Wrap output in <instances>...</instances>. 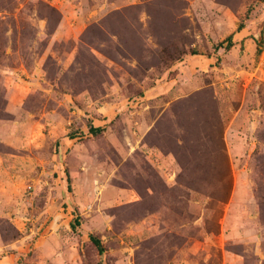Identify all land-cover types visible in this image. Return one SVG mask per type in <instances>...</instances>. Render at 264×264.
<instances>
[{
    "label": "rangeland",
    "instance_id": "rangeland-1",
    "mask_svg": "<svg viewBox=\"0 0 264 264\" xmlns=\"http://www.w3.org/2000/svg\"><path fill=\"white\" fill-rule=\"evenodd\" d=\"M263 21L264 0H0V264H264Z\"/></svg>",
    "mask_w": 264,
    "mask_h": 264
},
{
    "label": "trees",
    "instance_id": "trees-1",
    "mask_svg": "<svg viewBox=\"0 0 264 264\" xmlns=\"http://www.w3.org/2000/svg\"><path fill=\"white\" fill-rule=\"evenodd\" d=\"M49 8V16H44L46 18V24L48 26H50L52 23H53V26L58 22V12L54 9V8H50V7H47ZM54 30V29H52ZM51 30V32H52ZM228 42L230 41V38L227 40ZM222 44H218V47H222L221 46ZM261 45V37H260V40L258 41V44H257V53L259 52V47ZM228 46H231V44H228ZM184 54V52H183ZM183 54H177V56H167L169 62H174L176 59H179ZM90 132L91 133H97V132H100V129H93L91 128L90 129ZM91 241L93 243V245L97 248L98 252H101L102 251V247L99 243L98 240H96L94 237H91Z\"/></svg>",
    "mask_w": 264,
    "mask_h": 264
},
{
    "label": "built area",
    "instance_id": "built-area-1",
    "mask_svg": "<svg viewBox=\"0 0 264 264\" xmlns=\"http://www.w3.org/2000/svg\"><path fill=\"white\" fill-rule=\"evenodd\" d=\"M261 45L259 47V52L257 53V59H256V67L258 70V76L261 81L264 82V21H263V26L261 28Z\"/></svg>",
    "mask_w": 264,
    "mask_h": 264
},
{
    "label": "crops",
    "instance_id": "crops-1",
    "mask_svg": "<svg viewBox=\"0 0 264 264\" xmlns=\"http://www.w3.org/2000/svg\"><path fill=\"white\" fill-rule=\"evenodd\" d=\"M250 40H252V39L250 38Z\"/></svg>",
    "mask_w": 264,
    "mask_h": 264
}]
</instances>
